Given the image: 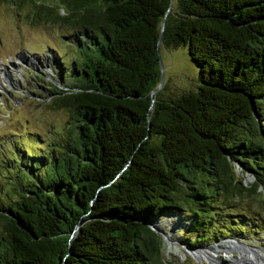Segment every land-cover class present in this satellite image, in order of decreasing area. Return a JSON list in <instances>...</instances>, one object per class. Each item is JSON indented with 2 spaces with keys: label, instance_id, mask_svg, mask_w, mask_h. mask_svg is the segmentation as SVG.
Wrapping results in <instances>:
<instances>
[{
  "label": "trees",
  "instance_id": "obj_1",
  "mask_svg": "<svg viewBox=\"0 0 264 264\" xmlns=\"http://www.w3.org/2000/svg\"><path fill=\"white\" fill-rule=\"evenodd\" d=\"M0 1L70 27L76 51L72 83L48 89L67 135L1 183L0 264H167L148 222L190 216L195 245L264 198V0ZM159 45L186 47L194 89L150 93Z\"/></svg>",
  "mask_w": 264,
  "mask_h": 264
},
{
  "label": "rangeland",
  "instance_id": "obj_2",
  "mask_svg": "<svg viewBox=\"0 0 264 264\" xmlns=\"http://www.w3.org/2000/svg\"><path fill=\"white\" fill-rule=\"evenodd\" d=\"M174 3L172 0V5ZM58 11L65 13L61 5ZM73 32L63 24L29 22L24 9L16 13L13 7L0 1V197L7 199L1 185L9 180L8 173L23 163L24 154L40 157L49 145L56 146L58 136L67 135L68 108L49 106L52 94L48 89L67 88L72 83L70 67L76 57ZM159 57L163 67L161 97L177 96L195 88L197 68L184 45H159ZM26 164L24 166H28ZM235 170L241 175L244 186L253 181L251 173L241 174L237 165ZM247 195L231 207L239 220H230L228 214L224 218L218 217L217 233L224 236L210 235L208 240L195 245L191 230L187 229L190 216L174 213L152 219L159 220L154 224L148 222L161 240L163 261L167 264L175 261L227 264L241 251L249 254V249L264 256V198L261 194ZM226 203L220 197L216 204L223 206ZM227 242H234L239 248L228 250L224 247ZM206 246L214 249L209 250ZM195 249H200V258L189 253Z\"/></svg>",
  "mask_w": 264,
  "mask_h": 264
},
{
  "label": "bare ground",
  "instance_id": "obj_3",
  "mask_svg": "<svg viewBox=\"0 0 264 264\" xmlns=\"http://www.w3.org/2000/svg\"><path fill=\"white\" fill-rule=\"evenodd\" d=\"M158 221L159 220L157 219L155 221H151V223L154 224V222H158ZM167 238L170 239L168 234H167ZM224 247L228 248V250H232L234 247L239 248V245L235 244L234 242H227L224 244ZM205 248H208L209 250L214 249L210 246L208 247L206 246ZM189 253L193 255L195 258L201 257L200 249L190 250ZM249 254H244L241 251L239 256L237 257L235 256V258H233L231 261H227V264H264V256L259 251L254 249H249Z\"/></svg>",
  "mask_w": 264,
  "mask_h": 264
},
{
  "label": "water",
  "instance_id": "obj_4",
  "mask_svg": "<svg viewBox=\"0 0 264 264\" xmlns=\"http://www.w3.org/2000/svg\"><path fill=\"white\" fill-rule=\"evenodd\" d=\"M172 2V0H168V7L170 5V3ZM163 19L161 20V27L163 25ZM160 40H161V37L160 35L158 36L157 40H156V46L160 43ZM157 52H158V49H157ZM159 53V52H158ZM158 64H159V79H158V83H157V86L156 88H153L150 90V93L153 95L157 92V90L160 88L161 84H162V80H163V67H162V63H161V60H160V57L158 56ZM153 98H151L152 100Z\"/></svg>",
  "mask_w": 264,
  "mask_h": 264
}]
</instances>
